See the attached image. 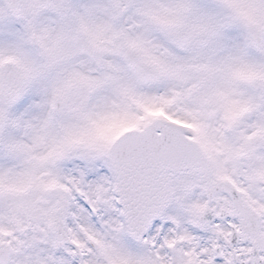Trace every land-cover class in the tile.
Instances as JSON below:
<instances>
[{"label":"snow or ice","instance_id":"snow-or-ice-1","mask_svg":"<svg viewBox=\"0 0 264 264\" xmlns=\"http://www.w3.org/2000/svg\"><path fill=\"white\" fill-rule=\"evenodd\" d=\"M0 264H264V0H0Z\"/></svg>","mask_w":264,"mask_h":264}]
</instances>
